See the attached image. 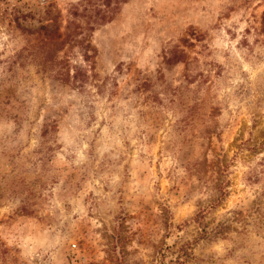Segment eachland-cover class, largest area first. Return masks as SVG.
Masks as SVG:
<instances>
[{
    "label": "rangeland",
    "instance_id": "obj_1",
    "mask_svg": "<svg viewBox=\"0 0 264 264\" xmlns=\"http://www.w3.org/2000/svg\"><path fill=\"white\" fill-rule=\"evenodd\" d=\"M0 264H264V0H0Z\"/></svg>",
    "mask_w": 264,
    "mask_h": 264
}]
</instances>
